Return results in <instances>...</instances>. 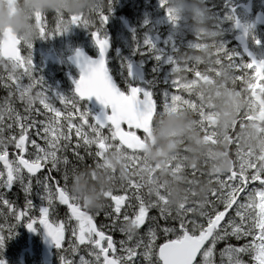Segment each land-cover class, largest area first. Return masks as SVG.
<instances>
[{"label": "snow or ice", "instance_id": "6c2138e0", "mask_svg": "<svg viewBox=\"0 0 264 264\" xmlns=\"http://www.w3.org/2000/svg\"><path fill=\"white\" fill-rule=\"evenodd\" d=\"M114 4L115 0H107V10H98L97 21L92 24L82 17H72L69 22L54 19V28L48 27L47 18L38 21L42 39L65 34L75 26L83 27L94 41L97 48L94 57H85L79 50L74 53L81 72L74 82L75 95L49 97V90L44 88L42 79L34 75L31 51L24 56L20 54L14 61L22 71L8 76L11 84L0 77L9 89V97L15 96L20 100L38 87L39 103L45 110L39 112L37 109L44 116L37 121L31 115L33 104L30 101L24 104L26 115L12 107L11 99L0 105V204L9 214L0 212L3 216L0 248L14 234L16 224L24 221L29 231H34V225L42 226L57 248L58 264H264V212L256 207L259 203L257 197L264 199V173H247L243 164L239 171L234 169L227 180L222 178L218 181L219 189L213 191L207 208L195 220L188 217L171 220L163 208L145 203L139 196L136 180L119 191L106 194L109 206L105 212L86 213L67 195L64 182L61 184L52 178V170L59 173L61 153L69 149L80 161L86 160L80 154L81 147L91 162L101 159L106 150L114 148H120L126 156L135 159L137 154L122 145L120 137L143 138L138 125L148 113L154 115L177 99L178 84L170 72L168 81L172 91L165 94L163 104L157 107L152 92L136 80V69L119 57L113 59L119 60L120 67L117 64L109 66L111 45L105 25ZM159 6L163 7V0H159ZM233 13L234 10L230 9L224 19L233 22L234 27H240ZM165 15L172 21L169 13ZM175 50L171 40L156 47L152 39L144 36L134 54L148 55L157 67L167 64L171 69ZM221 50L237 60L223 44ZM258 64L264 65V60L257 62L251 59L237 66L245 68L250 65L254 70ZM24 77L29 81L27 84L22 83ZM89 97H95L108 111L89 119V112L81 105V100ZM53 100H58L63 108H57ZM5 115L11 123L5 122ZM5 125L9 130L19 128V133L4 137ZM65 127L69 130L67 133ZM30 129H35L36 138L31 136ZM72 130L77 137L74 146L71 143ZM9 145H13L15 151H10ZM63 161L67 164L69 157L64 155ZM45 168L47 172H42ZM33 180L39 205L34 203L32 196ZM17 184L25 194L23 208L19 210L6 195ZM151 210H157L159 215L150 216ZM100 216L104 219L97 222ZM121 220L130 221L137 228L139 239H122L117 248L111 233L116 231V224ZM146 220L149 223L144 232L141 226ZM233 240L240 243L235 244Z\"/></svg>", "mask_w": 264, "mask_h": 264}, {"label": "flooded vegetation", "instance_id": "af4514ba", "mask_svg": "<svg viewBox=\"0 0 264 264\" xmlns=\"http://www.w3.org/2000/svg\"><path fill=\"white\" fill-rule=\"evenodd\" d=\"M13 1L15 0H11V2ZM177 1L178 0H165L163 7H160L158 0V19L162 18L164 13L168 11V8L172 6V3ZM194 3L195 0H188L187 2V4ZM245 3H247V0H241L236 3L234 6L237 7V9L234 12L238 15L240 21L247 30V44L249 50L258 60L261 61L264 60V39L262 38L264 37V27L256 26L252 21L248 22V24L243 21V17L247 15L242 10L241 5ZM205 4L209 5V2H206ZM1 5L0 17H3L5 13V16H7L8 13L3 7L4 5L2 3ZM14 7L16 10V18L19 16V11L15 5ZM260 8H263V1L253 0L252 13L250 16H253ZM216 9L223 8L220 6ZM192 16L193 13L184 11L180 16L178 14L172 16V21H169L166 17L165 26H196L198 29L195 33L193 31L190 32L189 30L180 29V32L175 34L173 38H168L166 27L158 24V47L164 46L166 37L176 46V50L173 52L174 63L172 64L171 69L167 64L160 66L158 74V105L163 104V101L160 100L162 93H160V91L162 89L172 91L171 84L168 81V73L170 72L171 78L178 84V92L176 93L177 99L174 101L175 105L184 106L193 103L198 106L207 107L203 111L205 113L209 110L216 112L219 116L220 122L223 124L221 130H218L215 127H207L200 130V132H202L199 134L200 137H203L206 134L208 135V141L210 142L209 145L215 142L213 147L215 148L214 154L217 157L212 158L207 153H200L199 151H190L189 149H186V146H189L192 143V140L189 139L191 136L190 129L185 125L188 122H184L189 117V114H178L176 116V122L181 121L183 123H176L177 128L175 131H170L174 133L170 140L174 144L172 155L176 158L175 175L171 178L170 193H167L166 189L163 187H160L159 189L160 191L169 194L173 200H180L187 203L194 199L209 202L212 198L213 191L219 189L218 181L222 178L226 179L232 174L234 169L237 171L240 170L242 165L241 157L243 142L245 141L243 130L246 129H244V127H250L251 131L256 133L260 131L258 134L264 136V132L262 131L264 123L258 125L253 121L246 120L248 117L256 118L258 112L261 110L259 104L253 99L254 95L258 97L257 100L264 104V70L262 73V80L258 81L255 69L252 70L250 69L251 67L241 68L237 66L238 64L243 65L244 62H249V60L245 58L240 47L235 44L234 39L236 34L233 32V24L231 21V35H226L221 32L218 36H214L213 39H211L209 32L213 25L210 23V16L203 15L198 21H195ZM219 22L220 20L218 21L217 27L221 26V29L224 30V24ZM260 31H262L263 34H261ZM211 40L216 41L212 48L206 45V42H210ZM228 40L230 42L229 44H226ZM222 44L229 54H234L237 57V60L232 59L230 55H226L225 52L221 50ZM211 49L216 51L212 52ZM67 55L68 54L65 56ZM0 68L7 69L8 67L0 65ZM63 73L67 72L64 71L62 67V71H59L60 76ZM74 75L75 72L73 73V76L69 77L70 83L73 80ZM11 83L12 82H9V84ZM47 85L50 87L49 93L52 95L56 94L57 89L52 86L51 83ZM254 88L257 89L252 93V89ZM51 90H53V92H51ZM34 95V91H32V93L30 92V96L28 95L23 100L19 99L18 101L16 99L18 97H9L8 88L0 87V105H3L6 99H11L12 107L22 115H26L27 113L24 112V104L30 101L33 104L31 115L37 121H40L44 119V116L40 115L39 112H44L45 110L39 102L36 104L34 101ZM56 105L58 108H63V106L57 101ZM211 106H213V108H210ZM82 107L88 108V105L83 104ZM37 109H39V112H37ZM89 111L91 112V114H89V119H91V117L95 115V111L90 108ZM184 111L185 109L183 112ZM197 117H201V115L198 114ZM4 119L6 123L12 122L8 119L7 115H5ZM213 120L214 118L209 120L211 126L214 125V123H212ZM64 131L67 133L69 130L65 127ZM13 132L18 134L19 128L9 130L6 125L4 126V137L11 136ZM74 133L75 132H71V135ZM30 134L33 138H36L35 129H30ZM159 134L158 138L155 136L156 145L165 144L167 138H164L162 131ZM141 139L146 142L144 138ZM212 140L215 141L211 142ZM41 142L43 143V141ZM11 146L12 149L10 148ZM155 146L153 148H155ZM8 147L10 151H15L13 145H9ZM28 147H31L30 143L28 144ZM153 148H149L148 151L143 154L145 160L153 158L155 152ZM247 149H251V146H248ZM189 158L193 163L188 162ZM127 159H130V157L127 156ZM178 159L181 160L180 164L177 163ZM262 159L263 158L261 157L260 160ZM62 160L63 153H61V161L59 162V173L53 170L51 176L54 174V177L52 176V178L58 179L61 184L64 182L67 195L72 198L76 204L82 207L86 213L97 214L105 212L108 206L105 207L104 204L102 206V204L99 203L102 199V195L98 193L99 189L97 188L95 191L88 185H81L79 187L81 183L80 179L76 180L66 177L68 168L74 163L65 164ZM221 163L224 165L223 170L216 171L211 176L209 173L210 168H219ZM251 163V168H254V165L257 162L251 161ZM42 172H47V168L42 169ZM104 189L105 188L100 189L99 192L104 191ZM150 189L151 188H146L145 186H140L138 193L142 197H146V194ZM107 191L108 190H106V192ZM35 193V180H33L32 196L34 198V203L39 205L40 200L36 197ZM6 195L9 200L15 202L17 210L23 208L25 194L18 184L14 185L12 190L9 193H6ZM90 198H92V200L87 203L86 201ZM93 202L95 203V207L90 208V204ZM107 202L109 203L108 199ZM100 206H102L101 209H99ZM58 207L62 208L63 206L58 205ZM167 208L168 207H165L166 211L168 210ZM0 212H2L3 215H9L7 209L4 208L2 204H0ZM103 219L104 217L100 216L97 218V222ZM2 220L3 216H0V222H2ZM148 223L149 221H147L142 228L147 229ZM33 227L34 231H29L26 228L24 221H20L16 224L14 234L7 238L3 243V247L0 248V261H2L3 264H58L57 248L51 243L50 238L46 236L42 226L34 225ZM130 230H132V223L130 221L121 220L116 224V231L111 234L113 239L117 242V248H119L118 239L123 238V235L120 234V232L128 234ZM65 247H67L66 244ZM76 259H78V257H76Z\"/></svg>", "mask_w": 264, "mask_h": 264}, {"label": "rangeland", "instance_id": "374dc122", "mask_svg": "<svg viewBox=\"0 0 264 264\" xmlns=\"http://www.w3.org/2000/svg\"><path fill=\"white\" fill-rule=\"evenodd\" d=\"M211 3V9L205 8L204 14H201V10L195 9L194 7H191L190 5L183 2V0H178L173 7L168 8V12L171 16H175L178 14L179 16L182 15V12L188 11L194 13L195 19H197V16H211V25H213L210 29V35L211 39H213L214 36H218L219 33H224L226 35H231V23L228 20H225L224 17L229 14L228 9L230 6H233L235 3H238L240 0H224L223 4L221 5V8L223 9H216L218 7V3L221 0H208ZM1 3H3V0H0ZM81 2V5L79 4ZM165 0H163V3ZM14 5L18 8L19 16L23 19V29L17 30L14 27V30L17 34V37L22 41L23 48L24 46L26 49L31 51V57L33 66L35 69L34 75L40 77L43 82V86L45 89H48L50 91V87L47 85L49 83H52L55 88H58L56 91V94L54 95H60V96H67V93L71 94L72 89L70 87V81L69 77L72 75L71 69H68V74H63L60 79L59 71H62V67L64 66L66 69V65L64 62V56L66 54L71 53L75 48H85L88 50L93 49V44L90 40L89 33L83 29V27H75L73 26L67 33L62 35H54L50 38L42 39L40 35V24L38 21H41L45 18H47V24L48 27H55V20L54 19H61L65 22H69L72 17H82L84 21H87L89 24L95 23L97 21V11L98 10H107V0H15L13 1ZM84 6V12L81 11V6ZM75 7L77 9V13H72V7ZM212 7H216V12L212 10ZM127 8V10L130 12H125L127 14L121 15L119 12L123 9ZM260 10V9H258ZM50 13L48 17L44 14V12ZM86 12L91 15V17H87ZM118 12L119 14H115ZM163 15L162 18L158 19V0H115V4L112 10V13L105 25V33L107 36H109L112 39L113 47L111 50V56L109 58V61H111V64H117L118 67H120L119 60L127 62L129 65L131 64H138L145 66L147 63L150 64L147 67L149 79H147L145 82H142V86L153 89L155 95L158 98V85L156 84L158 81V77L155 76V74H159L160 67L156 66L155 61L148 55L140 56L136 55L135 50L137 47V44L142 40L144 36H148L150 39H152L154 45L158 47V43L155 42L153 38V34H157L158 32V24L159 25H166L165 18L166 15ZM181 19V18H180ZM218 20H220V23H223L225 26V29L222 30L221 26L217 27ZM252 18H249L248 16L243 17V21L248 24ZM6 21V16H3V19H0V32L2 28H4V22ZM143 26L146 27L143 31L140 30ZM166 30L168 32V38H173V36L180 32V29L189 30L190 32L193 31L194 33L197 32V27H193L191 25H184V26H165ZM261 34H263L262 31H260ZM158 35V34H157ZM135 37V39H134ZM168 38H165V42L168 41ZM264 39V37H262ZM230 41H227L226 44H229ZM216 41L211 40L210 42H206V45L208 47H213L215 45ZM233 49V46H232ZM212 52H215L216 50L211 49ZM264 53V52H263ZM113 57H119V60L113 59ZM146 62V63H145ZM6 63L5 65H7ZM4 65V66H5ZM156 66L157 70L154 71L153 66ZM162 66V65H161ZM21 72V71H20ZM155 73V74H154ZM25 78V77H24ZM22 83L26 84L25 79L22 80ZM28 83V82H27ZM68 83V84H67ZM34 91V101L36 104L39 102V98L37 96V92L39 91V88H33L30 92L32 93ZM47 92V95L49 97H52L51 93ZM53 92V90H51ZM161 101L164 102V96L166 93H170V91L162 90L161 91ZM30 96V93L28 94ZM176 101V100H175ZM52 103L57 107L56 101L53 100ZM60 104V103H59ZM181 107V108H179ZM189 107L193 108L194 110L197 108V106H191ZM58 108V107H57ZM184 106L174 105V101L170 102L169 106L167 108H162L159 112L160 117L165 116L170 119H175L178 114L180 115H186L183 112ZM201 109V106L198 107V111ZM210 115L206 117V119L210 120L213 119L214 125L212 127L217 128L218 130L222 129V122L219 120V116L213 112L209 111ZM201 121L200 119H194L188 123V126L190 127L191 136L189 137L190 140H192L191 145L186 146V149H189L190 151H199L200 153H207L212 158L217 157L214 154V149L209 145V137L206 134L203 137L199 136L200 130L197 129L193 131L195 127H199V123ZM207 122V121H206ZM204 122V123H206ZM210 128V127H209ZM173 132L175 129H172ZM264 132V127L262 129ZM258 131L257 133H259ZM164 138H167L164 149H158L156 152V156H158V160L154 162L153 165H151V169H147L146 172L148 174H154L151 176V179H149L148 176L146 178L139 177L136 181L141 186H145L146 188L151 187L155 183L154 177L155 172L163 169L161 171L160 176H164L166 171H169V177H172L173 170L175 169V156L174 158L170 159L171 156L169 154V151L174 146L173 142L170 140V138L174 135L172 132H165ZM38 139V138H37ZM189 140V141H190ZM40 140L39 142L43 144ZM215 141V140H214ZM215 145V142H214ZM263 148V147H262ZM261 148V150H262ZM245 146H243L242 149V157L241 161L244 166V169L247 173H264V161L259 164V157L262 154V151L258 153L253 159L248 155L247 151H244ZM264 151V150H263ZM185 161V160H184ZM217 161V158H216ZM251 161L257 162L254 165V168H251ZM190 163H193L192 160L189 158ZM106 163H110L108 160H105L103 163L106 165ZM178 164L181 163V160L178 159ZM169 166V168H166ZM223 163H221L220 167H211L210 168V175L212 176L214 172L216 171H222L223 170ZM202 172V171H201ZM201 175V174H200ZM225 179V178H224ZM227 180V178L225 179ZM139 189V188H138ZM259 203H257L256 207L257 210L260 212H264V199L257 197ZM178 219H183V206L181 208L178 207ZM192 213V212H191ZM193 215V213H192ZM234 215V213H233ZM196 218H193L192 220H195ZM198 219V218H197ZM142 227V226H141ZM144 231V230H143ZM123 235V238H120V240H131L135 241L139 239V233L135 226L132 224V230L127 233L121 232ZM143 234V233H141ZM119 240V241H120ZM142 257H140V260Z\"/></svg>", "mask_w": 264, "mask_h": 264}, {"label": "water", "instance_id": "95a60500", "mask_svg": "<svg viewBox=\"0 0 264 264\" xmlns=\"http://www.w3.org/2000/svg\"><path fill=\"white\" fill-rule=\"evenodd\" d=\"M251 1L252 0H248V4L246 5H242L243 9L247 12L250 13V9H251ZM238 19V18H237ZM256 23L260 24V25H264V16L262 15V13H258L256 15V19H255ZM240 23V22H239ZM235 32H239L240 36H237L235 38L236 43L239 44L241 46L242 51L244 52V54L251 60L254 59L253 56L248 52L247 50V44H246V32L243 29V27L240 24V27H234ZM110 43V42H109ZM1 46V55L3 58H18V51H17V46H18V41L16 40V36L14 34V32L10 29L7 28L6 31L3 34V40L0 44ZM77 51V50H76ZM75 51V52H76ZM85 57H89L84 50H79ZM90 58V57H89ZM67 61L76 69V71L79 73L78 79L80 77V67L76 61V59L74 58V54L67 57ZM258 62V61H257ZM258 68V74H260V72L262 71L263 65H257L256 66ZM134 69H136L137 71V75L138 77L142 76V71L140 68L137 67H133ZM73 90L75 93V84L73 83ZM82 100H87L89 102V104L93 107V108H98L99 113L96 116H100L102 112H105L106 109L104 108L103 105H101L95 97H89V98H84ZM153 114L151 112L148 113V115L143 119V121L138 125V127L148 136L152 139L151 134H150V123L151 120L153 118ZM262 118V117H261ZM125 127H127L125 125ZM120 143L122 145H124L127 149L130 150H144V146L141 144V142L139 141L138 138H135L133 136H121L120 137ZM227 214V213H226Z\"/></svg>", "mask_w": 264, "mask_h": 264}, {"label": "trees", "instance_id": "16d2710c", "mask_svg": "<svg viewBox=\"0 0 264 264\" xmlns=\"http://www.w3.org/2000/svg\"><path fill=\"white\" fill-rule=\"evenodd\" d=\"M79 4L81 5V2H79ZM81 11L84 12L83 5L81 6ZM71 12L75 14L77 13V9L73 6ZM125 12H130V10L128 11L127 8H123L119 13L121 15L127 14ZM119 13L116 12L115 14H119ZM49 14L50 13L45 12L46 17H48ZM86 15L87 17H91V15L87 12H86ZM12 63L13 65H15L14 62ZM5 64L6 62L0 58V65H5ZM17 69L18 67L15 69L12 67V68H9L8 70H5L4 68H0V77H2L3 80H7V82L9 83L11 81L8 80V76L12 74H17L18 73ZM3 80H0V84L2 87H4ZM25 82H28V80L26 79ZM153 130H158V123L157 122L155 123V121L153 123ZM113 160H114V164L116 163L113 172L109 170L110 166L109 167L108 166L98 167L96 165L97 164L96 161L91 162V160H87V157L85 161L75 160L76 162L71 167L68 168V172H66V177L70 179L73 178L76 180L80 179L81 183L79 187L81 185H88L92 188L94 187L97 188L100 185L99 190L103 188H107L109 190L108 193L119 191L123 189V185H124L123 176L121 174H118L120 172V168L123 166V160L121 159V156L119 155L116 156L115 153L113 156ZM114 177H115V180L112 179ZM102 200H103L102 203L105 205V200L104 199ZM217 252H218V249H217ZM217 259H218V255H217Z\"/></svg>", "mask_w": 264, "mask_h": 264}, {"label": "clouds", "instance_id": "9594fccd", "mask_svg": "<svg viewBox=\"0 0 264 264\" xmlns=\"http://www.w3.org/2000/svg\"><path fill=\"white\" fill-rule=\"evenodd\" d=\"M4 15H6V13ZM2 18L3 17H0V19H2ZM13 27L15 29H17V30L23 29V19H22V17H16V18H14V20H13ZM170 123L174 126L176 122L175 121H172ZM84 194H86V193H84ZM93 207H95V203L94 202L92 204H90V208H93Z\"/></svg>", "mask_w": 264, "mask_h": 264}]
</instances>
